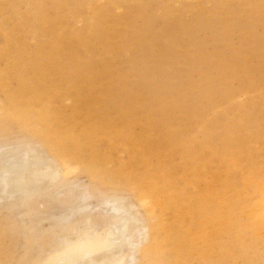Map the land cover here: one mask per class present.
<instances>
[{"label":"rangeland","instance_id":"rangeland-1","mask_svg":"<svg viewBox=\"0 0 264 264\" xmlns=\"http://www.w3.org/2000/svg\"><path fill=\"white\" fill-rule=\"evenodd\" d=\"M27 142L137 205L138 264H263L264 0H0V146ZM60 205H0V264Z\"/></svg>","mask_w":264,"mask_h":264},{"label":"bare ground","instance_id":"bare-ground-1","mask_svg":"<svg viewBox=\"0 0 264 264\" xmlns=\"http://www.w3.org/2000/svg\"><path fill=\"white\" fill-rule=\"evenodd\" d=\"M4 147L8 146H0V205L20 217L18 223L26 215L21 208L26 207L28 215L36 211L32 207L36 198L62 205L56 215L41 210L38 221L24 227L23 234L32 236L31 245L24 249L17 264H138L137 255L146 258L142 241L148 236V228L143 227L144 219L136 204L111 195L93 205V191L70 180L75 165L53 155L45 158L29 146ZM140 201L146 208V198ZM44 220H48L47 227L39 224ZM42 236L49 238L45 250L40 244Z\"/></svg>","mask_w":264,"mask_h":264}]
</instances>
